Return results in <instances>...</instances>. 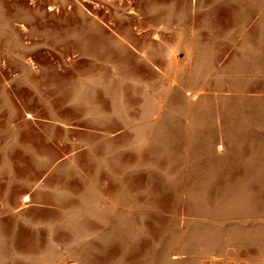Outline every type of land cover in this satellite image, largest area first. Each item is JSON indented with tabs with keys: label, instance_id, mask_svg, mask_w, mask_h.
<instances>
[{
	"label": "rangeland",
	"instance_id": "1",
	"mask_svg": "<svg viewBox=\"0 0 264 264\" xmlns=\"http://www.w3.org/2000/svg\"><path fill=\"white\" fill-rule=\"evenodd\" d=\"M0 264H264V0H0Z\"/></svg>",
	"mask_w": 264,
	"mask_h": 264
},
{
	"label": "crops",
	"instance_id": "2",
	"mask_svg": "<svg viewBox=\"0 0 264 264\" xmlns=\"http://www.w3.org/2000/svg\"><path fill=\"white\" fill-rule=\"evenodd\" d=\"M26 196V195H25ZM28 196V195H27ZM28 198H29V196H28ZM24 199H25V197H24ZM25 200H28V199H25Z\"/></svg>",
	"mask_w": 264,
	"mask_h": 264
},
{
	"label": "bare ground",
	"instance_id": "3",
	"mask_svg": "<svg viewBox=\"0 0 264 264\" xmlns=\"http://www.w3.org/2000/svg\"><path fill=\"white\" fill-rule=\"evenodd\" d=\"M25 199H28V196H26Z\"/></svg>",
	"mask_w": 264,
	"mask_h": 264
}]
</instances>
